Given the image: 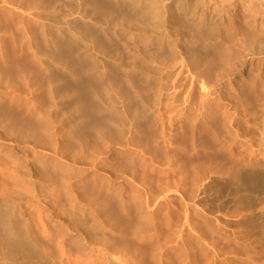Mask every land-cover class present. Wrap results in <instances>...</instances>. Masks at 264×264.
Listing matches in <instances>:
<instances>
[{"label": "bare ground", "instance_id": "bare-ground-1", "mask_svg": "<svg viewBox=\"0 0 264 264\" xmlns=\"http://www.w3.org/2000/svg\"><path fill=\"white\" fill-rule=\"evenodd\" d=\"M242 1L248 2L247 11L226 15ZM259 18L264 20V0H0V75L7 68L6 76L13 71L22 80L33 77L28 75L31 65L28 74L17 65L20 61L15 60L20 69L14 62V68L8 67L15 57L30 54L42 66L33 72L51 81L49 92L54 94L56 78L63 88L56 96L71 104L66 110L57 108L65 123L62 131L57 130L58 124L54 134L53 130L47 133L55 138L53 148L37 139L31 142V137L23 141L30 152L40 155L38 163L32 164L36 174L31 177L37 176L42 187L49 189L48 196L40 191L28 192L30 197L24 198L31 184L26 187L23 182L30 178L20 176L18 161L14 163L17 168L4 163L6 152L0 156V264H264V214L256 209L263 204L257 202L264 193V27ZM202 36H208L205 44L210 49H223L221 42H228L220 54L228 55V64L223 59L216 63L215 56L209 59L208 52L204 57L190 46L195 37ZM242 50L249 61L241 58ZM132 76L142 90H152L153 98L148 96L152 101L134 84V78V83L129 81ZM115 79L129 85L133 95L127 94L137 106L127 107L128 100L125 106L127 95L119 92L120 108L103 107L107 101L103 95L118 91ZM43 81H39L41 86ZM17 87L8 90V97L18 100L17 120L11 121L19 124L10 127L7 123V128L20 124L23 129L25 124L30 129L46 124L52 128L54 105L47 109L50 113L41 110L38 104L47 103L42 95L38 103L36 94L28 95L35 90L25 89V95ZM45 87H41L43 92ZM6 89L2 88V95ZM238 98H242L239 103ZM15 102H9L11 108H16ZM115 111L125 116L127 124H120L125 118L119 115L115 123ZM150 117L159 125L157 133L152 129L156 134L149 126L147 130L140 127ZM0 118L3 128L7 117ZM185 122L193 130L190 133L188 128L193 135L191 148L186 143L189 154L179 147L174 134L179 131V127L174 130L176 125L181 128ZM216 122L224 129L222 136H218ZM203 126L212 127L215 134L205 143L199 142L206 136L199 135ZM43 131V136L50 137ZM68 132L77 137L72 135L78 145L71 144L72 138L68 141ZM88 139L96 146L89 147ZM4 149L10 152L12 148L6 144ZM48 162L56 168L52 174L41 169ZM79 165H84L85 174L76 179L69 174V180L59 182L64 177L61 168L76 171ZM219 182L247 191L242 192L243 204L233 206L236 211L224 205V200L219 203V196L223 199L217 192Z\"/></svg>", "mask_w": 264, "mask_h": 264}, {"label": "rangeland", "instance_id": "rangeland-1", "mask_svg": "<svg viewBox=\"0 0 264 264\" xmlns=\"http://www.w3.org/2000/svg\"><path fill=\"white\" fill-rule=\"evenodd\" d=\"M240 4H241V5H240ZM244 4H245V5H244ZM238 6H239V7H238ZM231 9H232V10H231ZM233 9H234V10H233ZM238 9H239V10H242V9L244 10V9H245V10L247 11V10L249 9V7H248V2H244V1H242V3H238V4L236 5V7L230 8L229 12L226 11L225 13H226V15H229V14L232 15V14H233L235 11H237ZM243 10H242V11H243ZM245 10H244V11H245ZM61 17H62V18H61ZM60 18L63 19V16H62L61 14H60ZM258 20H260V21H259V25L262 23L261 25H263V27H264V24H263V23H264V22H263L264 20L262 21V18H259ZM254 29H255V27H254ZM255 30H256V29H255ZM257 30H258V28H257ZM205 37L208 38V36H202L203 39H202L201 37H195V39L193 40V42L190 43V46H191L192 48H195V49L198 51V53H200V54H201L202 56H204V57H206V56H205V55H206L205 53H207V52H208L207 54L211 55V56L207 55V57H208L209 59H212V58L215 56L212 60H214V62L216 61V63H220L221 61L224 60V61H227L226 63L228 64V62H229L228 55H226V54L220 55V54L223 52L224 47L227 48L226 46L228 45V44H227L228 42H227V41H224L223 43L221 42V45H222L223 49H222L221 47H218V48H211V49H210V47H208V46L206 45V44H207V41H210V40H209V38H208V39H207V38L205 39ZM196 40H199V41H196ZM203 40H205L206 42H204ZM211 41H213V40H211ZM198 42H199V43H198ZM218 42H219V41H218ZM200 43H201V44H200ZM205 43H206V44H205ZM225 43H226V44H225ZM198 44H199V45H198ZM219 44H220V43H219ZM8 45H10V46H7V49H10V50H8V53H9V55L11 56V55H13V54H11V53H13V52H12L13 49L11 48L12 45H11V44H8ZM203 45H204V46H203ZM221 45H220V46H221ZM225 45H226V46H225ZM8 47H10V48H8ZM206 47L209 48V49H207ZM205 48H206V49H205ZM11 49H12V51H11ZM214 49H215V50H214ZM218 49H219L220 51H219ZM237 50H238V49H237ZM237 50H236V53H237ZM205 51H206V52H205ZM209 51H210L213 55H212ZM212 51H213V52H212ZM216 51H218V54H219L220 56L217 54ZM221 51H222V52H221ZM10 52H11V53H10ZM204 52H205V53H204ZM245 52H246L245 50H242L243 56H242L241 58H243V59H247V60H248L249 57H248V55H245ZM202 53H203L204 55H203ZM215 54H216V55H215ZM27 55H28V56H27ZM27 55L25 56V57L27 58V60H26L25 57L22 58L23 55H22V56H18V57L12 56V57H15V58L13 59L14 61L11 60L12 63L10 62V63L8 64V67H9L10 64L12 65L13 62H14L15 65H16V61H18V62L20 61V63L17 64V65H20L19 67H21V70L24 69L25 73H27V74L29 73V72H26V69H29V68H30V69H29L28 71H30V70L33 69V71L38 72L37 69H39V67L41 66V65H39L38 60H37V62H36V59H35L34 57H33V59H32V58H31L32 56H31L30 54H27ZM29 55H30L31 57H29ZM244 55H245V56H244ZM216 56H219V58L216 57ZM229 56H230V55H229ZM19 57L22 58V59L24 60V62H23V60L21 61V59L19 60ZM28 57H29L30 61H29ZM246 57H247V58H246ZM10 58H11V57H10ZM17 58H18V59H17ZM224 58H225V59H224ZM227 58H228V60H226ZM218 59H219V60H218ZM222 59H223V60H222ZM15 60H16V61H15ZM32 60H34L35 63H32ZM249 60H250V59H249ZM249 60H248V61H249ZM25 61H26V62H25ZM28 61L31 62V63H28L27 66H26V65H23V64L27 63ZM256 61H257V60H256ZM256 61H255V63H256ZM18 62H17V63H18ZM36 63H38V64H37L38 67L36 66ZM21 64H22V65H21ZM34 64H35V65H34ZM43 64H44V63H43ZM45 64H48V63H45ZM45 64H44L43 66H45ZM11 65H10V67H13V68H14V64H13L12 66H11ZM17 65H16V67H17ZM29 65H31V67L28 68ZM32 65H33L34 67H33ZM25 66H26L27 68H26ZM255 66H256L255 68L257 69V68H258L257 64H256ZM16 67H15V69H16ZM19 67H17V70H18ZM22 67H23V69H22ZM41 67H42V66H41ZM31 68H32V69H31ZM34 68H36V70H35ZM19 69H20V68H19ZM258 69H259V68H258ZM4 70H5V69H4ZM21 70H19V73L22 72ZM6 71H7V68H6V70L4 71V74H3L4 77H3L2 75H0V78H2V79H0V83L2 84V85H0V86H1V87H0V103H1L0 106H1V105L3 106V109H2V106L0 107V108H1V109H0V113H1L2 115H4L5 117H7V118H6L7 121L5 120L6 126L4 125L3 128L0 127V133L2 134V135L0 134V144H1V146H2V147L0 148V150H1V151H0V152H1V153H0V156H1V154L3 155V154H6V153H7V155H4V157L7 156V157H6L7 159H6V161H5L4 163H6V165H7L9 168H11V167H16V166L19 167V169H17L18 172H19V174H20L21 170H22L23 174H25L24 171H23V169H24V170L26 169V173H27L26 175H27V176H26V175H22V172H21L20 176H22L23 178H24V177H26V178H27V177L30 178L29 181H24L23 184L26 183V184H24L25 186H26L27 184H29V185L31 184V185H30V187H28L29 185L26 186V187H28L30 190L27 189V188L24 186V189L26 188V189L28 190L27 192L25 191L26 189L24 190V192H23V196H24V198L30 197V195H32V194L35 193V192H36V193L39 192V194H41L40 191H42V193H43L44 196H45V195L48 196V190H49V189H48L47 187H46V188L42 187V185L40 184V180H38L39 178H38V179L36 178L37 176H35V177H31V175H35V174H36V173H34V172L32 171V170H33L32 164H33V163H36V164L38 163V161L40 160V159H38V158L40 157V155H35L36 153H35V152H32V150H31V152H30V149H27L28 147L26 148V144H25V142H24V144H23V141H25V140H30V137H31V142H35V140L37 139L36 142H38V143H40V144H43V145L47 144L48 146H47V145H45V146H47V147H49V148H53V147H54V143H51V142H53L55 138H53L54 136L52 135V138H53V139H52V138H51V135H50V134H47V133H51V131L53 130L51 134H54V132H55L54 130L57 129L58 127H60V128H58L57 130H58V131L61 130V126H62L65 122H63L64 120H63V118H62V116H61V114H60V112H61L62 110L59 112V110H60L59 108L63 106L62 108L64 109V107H65L64 110H66L67 107H68L69 105H70V107H71V104H70V103H67V102L62 103L63 101H61L60 98H58L59 96H58V97L56 96L57 94L60 95V93H61V91H62V90L59 91V89H63L61 83H60V85H58V83H59L60 81L57 80V81H56L57 83L55 82L56 78L53 80L54 85H56V86L54 87L53 84H52V87H53L54 89L51 88V87H50V88L53 89V90L55 91L54 94H55L56 92H57V93H56L55 95H54V94L52 95L53 91H52V93L49 92V90H50V89H49V86H51V84H50L49 82H51V81H48L47 78L44 79V81H43V80L41 79V78H43V77H40V73L38 74V73H35V72L31 71L33 74L30 72L31 74H28V75H29V76L32 75L33 77H28V76H27V77L25 78L26 81H24L25 79L22 80V79L19 78V77L17 78V77H16V74H15V76H14V73H12L13 71H11V74H9V73L7 72V75H8V76H6ZM34 73H35L36 75H37V74H38V75H37L36 77H34V76H35ZM20 74H21V73H20ZM22 74H24V73L22 72ZM9 75H10V76H9ZM11 76H14V77H11ZM6 77H8L9 79L6 78ZM37 77H39V78L37 79V81H38L39 79H41V80L43 81V83H42L43 85H42V86H44V87H45L44 82L46 81L45 83H46V86L48 87V89H47V87H45V89H47L48 92H47L46 90H45V92H43L44 89L41 88L42 86H41V83H40V82H42V81L39 80L40 82H39V81L37 82V81L35 80V78H37ZM16 78H17V79H16ZM27 78H28V79H27ZM32 78H34V80H35L34 82H33V81L31 82L30 79H32ZM132 78H134V79H135L134 82H137V83H134V82H133L134 79H132ZM10 79H11V80H10ZM13 79H15V80H13ZM18 79H20V81H21V80H22V81L20 82ZM9 80H10V81H9ZM16 80H17V81H16ZM28 80H30L29 83L27 82ZM131 80H132V82H133L134 84H136L139 88L142 87L141 84H140V85L138 84V81H137V79H136L134 76H132V77L129 78V81H130V82H131ZM5 81H6V82H5ZM11 81H14V82H15V81H16V82H20V84L15 85L16 82L14 83V82H11ZM47 81H48V83H47ZM115 81H116V79L114 80V82H115ZM23 82H25V84H26V82H27V84L25 85ZM36 82L38 83V85H37ZM118 82H119V83H118ZM118 82H115V84L118 83L119 86L121 85V86H123L124 88H125V86H126L128 89L125 88V89H126V90H125L123 87L121 88V86H120V87H116V86H118V84H117L116 86L114 85V86H115V89L118 88V89H117V90H118L117 93H113V91H112L111 93H109V95H108V94L103 95V97L105 96V99H106L107 101H110V102H107V101L105 102V99H103L104 101L101 100L100 103H99V105H102V104L105 102V103L103 104V107L106 106L107 104H108V105H109V104H110V105H111V104H112V105L114 104L113 106H108V107L120 108V107H121V103L119 102V97H118L119 94H118V93L121 92L120 94H124V93H125V94H124L125 97H126V95H127V97H128V98L126 97L127 99L125 98L126 100L124 99V104L127 103V100H128V103L130 102L129 104L127 103L128 106H127V104H126L125 106L129 107V105H130L131 107H129V108H133V107L137 106V101H136L132 96H129V95H133V92L130 90L129 85L127 86V85L125 84V86H124L123 82L121 83L119 80H118ZM4 83H8V85H7V84H4ZM21 83H23V85H22ZM30 83H33V84L30 85ZM39 84H40L41 87H39ZM48 84H49V86H48ZM113 84H114V83H113ZM6 85H7V86H6ZM19 85L21 86V87H20V91L22 90L21 93H22V94H25V95L28 94L27 91H26L25 89L29 88V85H30V89H27V90H32V89H33V90H35V92L32 93L31 95H30V94H28V95H29V96H33V97H34L35 94L38 95V97H37L36 95H35V97H34V98H37V99L39 98V99H38L39 101L37 100L38 103L40 102L41 98H43V97L46 98V99H44V98L42 99V100H46V102H47L46 104H45V101H43V102H44L43 104H42V101H41V105H40V103L38 104V106H40L39 108H40L41 110L43 109L44 111H46L48 108L50 109V108L54 105V106L50 109V111H51V115H52V116H53V114L55 115V116H53L52 119H54V117H56V118L54 119L55 121L52 120V119H51L52 121L50 120V121H51V122H50V123H51V126H53L52 128H49V129H48V126L50 127V125H47V124L45 123V124L47 125V126H46V125L44 124L46 127L42 125L41 128H37V129H36V128H31L32 131H31L30 127H28V126H29L28 124H25V125H24V127L26 126V127L24 128L25 131H24V129H23V126H21V124L18 125V126H20V128H19L18 126H16V128L18 127L19 129H18V128L16 129L15 127H14V129H13V127H12V129H10V127L12 126V124L15 123V121H11V118L14 119V120H17V119H15V118H17V116H18V114L16 113V112H17V111H16V110H17V106H18V105H16V104H17V101H18V100L15 99L16 102H15V101H12V100H11V99H12L11 96L8 97V95H9V91H11L12 88H13V89H18L19 87H17V86H19ZM57 85H58L60 88H59ZM262 85H263V86H262ZM262 85H261V88H262V87L264 88V83H263ZM2 86H3V87H2ZM5 86L7 87V89H6V93H3V95H2L1 90H2V88H3V90H5V88H6ZM10 86H12V87H10ZM24 86H25V87H24ZM4 87H5V88H4ZM22 87H23L24 89H22ZM26 87H27V88H26ZM56 87H57L58 91H57ZM9 88H10V89H9ZM31 88H32V89H31ZM119 88H120V90H119ZM143 88H144V87H142L140 90L143 92L144 95L146 94L145 96L147 97V100L149 101V99L153 98V96H154L153 93H152V90H151L150 88H149V89L146 88V89H144V90H147V89H148V91L145 92L144 90H142ZM197 88H198V89H197V92H199V91H200V90H199V86H198ZM263 88H262V90H264ZM100 89H102V87H101ZM115 89H113V90L116 92ZM121 89H122V90H121ZM8 90H9V91H8ZM24 90L26 91V93H25V92L23 93ZM123 90H125V91L130 90V93H129V92H123ZM150 90H151V91H150ZM36 91H37L39 94H38ZM28 92L30 93V91H28ZM131 92H132V93H131ZM147 92H148V94H147ZM44 93H45V94H44ZM49 93H50V94H49ZM127 93H128L129 95H128ZM150 93H151V94H150ZM43 94H44V96H43ZM110 94H111V95H110ZM114 94H117V95H116L117 98H116V96H114ZM149 94H150V95H149ZM10 95H11V94H10ZM40 95H42V97H41ZM47 95H49V96H47ZM50 95H52V96H56V98H55V97H52V96H50ZM106 95L108 96V98H106V97H107ZM124 95H123V96H124ZM1 96L5 97V99L2 97V100H1ZM121 96H122V95H121ZM148 96H152V97H151V98H150V97L148 98ZM261 96H264V94H262ZM40 97H41V98H40ZM49 97H50L51 99H50ZM109 97H110V98H109ZM129 97H131V98H129ZM3 99H4V100H3ZM48 99H49V101H51V100H52V101L48 103ZM57 99H58V100H57ZM110 99H111L112 101H111ZM113 99H114V101H113ZM115 99H116V100H115ZM133 99H134V100H133ZM241 99H242V98H241ZM241 99L238 98V100H237L238 103L241 101ZM13 100H14V99H13ZM54 100H55V101H54ZM129 100H130V101H129ZM239 100H240V101H239ZM2 101H4L5 104H6V101H7V102H8V103L6 104L7 106H5L4 102H2ZM53 101H54L55 103H56V101H57V103L55 104ZM58 101H60V102L62 103V105H61V104H58V103H59ZM115 101H116V102H115ZM117 101H118L119 104L117 103ZM135 101H136V102H135ZM150 101H152V99H151ZM9 102H15V103H13V105H14V106L16 105V108H14V107L11 108L12 104H9ZM101 102H102V103H101ZM132 102H133V103L135 102L134 106H133V103H132ZM51 103H52V104H51ZM53 103H54V104H53ZM115 103H116V104H115ZM44 104H45L47 107H46ZM47 104H48V105H51V106L48 107ZM64 104H65V105H64ZM96 104H97V103H96ZM105 104H106V105H105ZM10 105H11V106H10ZM42 105H44V106L41 107ZM55 105H57V106H55ZM59 105H60V107H58ZM4 106H5L6 108H5ZM241 106L243 107L242 104H241ZM44 108H45L46 110H45ZM53 108H54V112H55L57 115H56L55 113H53V110H52ZM57 108H58L59 110H58ZM62 108H61V109H62ZM12 109H13L14 111H13ZM5 110H6V111H5ZM56 110H57V111H56ZM1 111H2V112H1ZM4 111H5L6 113H8V111H9V114L4 113ZM15 111H16V112H15ZM44 111H43L42 113H45ZM47 111H48V110H47ZM48 112H49V111H48ZM58 112H59V113H58ZM14 113H16V114H14ZM18 113H20V112H18ZM46 113H47V112H46ZM49 113H50V112H49ZM63 113H65V112H63ZM63 113H62V115H63ZM116 113H118V114H116ZM2 115H0V117H2ZM7 115H8V116L10 115L11 117L9 118ZM15 115H17V116H15ZM113 115L116 116V117H118V118H115ZM113 115H112V116H113L115 119H114L113 117H112V118H113V120H115V123H116V124H118V122L120 121L119 116L125 118L124 115H121V112H120V111H118V112H116V111L113 112ZM118 115H119V116H118ZM57 116H58L60 119H57V118H58ZM61 118H62V119H61ZM0 119H1V118H0ZM116 119H117V122H116ZM121 119H122V118H121ZM147 119H148V118H147ZM150 119H151V117L149 118L148 121L145 122V124L143 123L142 125H140V127L142 128V126H143V128H144L145 130H147L146 128H148V126H149L150 128H148V129H151V131L155 130V132L157 133V132H158V129H157V128H158L159 125H158V123L156 124V122H155V121H156L155 118H152V120H150ZM153 119H154L155 121H154ZM9 120L11 121V122H10L11 124L9 123ZM56 120L58 121V123L55 124V127H54V123H56ZM59 120H60V121H59ZM118 120H119V121H118ZM126 120H127L126 118H125V121L122 120V123H121V121H120V124H123V125H124V124H127L128 121L126 122ZM53 121H54V122H53ZM150 121H151V123H150ZM152 121H153V122H152ZM52 122H53V123H52ZM60 122H61V124H60ZM124 122H126V123H124ZM148 122H149L150 125H147ZM7 123H8V125L10 126V127L8 126L9 128H7ZM62 123H63V124H62ZM15 124L17 125V124H19V123L17 122V123H15ZM58 124H59V126H58ZM218 124H219V125H218ZM27 125H28V126H27ZM56 125H57L58 127H57ZM153 125H154V126H153ZM156 125H158V126H156ZM217 125H218V126H217ZM14 126H15V125H14ZM64 126H65V125H64ZM145 126H146V128H145ZM184 126H185V127L187 126V127L185 128ZM215 126H217V127L220 126V129L218 128V133H219L218 136H220V133H221V132L223 133V132H224V129H223L222 125H221L219 122H216ZM43 127H44L45 129H44ZM56 127H57V128H56ZM62 127H63V126H62ZM65 127H66V126H65ZM152 127H153V128H152ZM155 127H157V128H155ZM178 127H179V128H178ZM217 127H216V128H217ZM4 128H5V129H4ZM6 128H7V129H6ZM21 128H22V130H23L24 132H23L22 130H20ZM27 128H29L28 130L30 131V134H29ZM143 128H142V129H143ZM176 128H178L179 131H176V130H177ZM188 128L190 129L191 127H190V125H189L188 123H186V122L184 123V125H183L181 128H180L179 124H177L176 127L174 128V130L176 129V130H175L176 132L174 131V134H175V140L178 141V145H179V147H182V149L185 150L186 153L190 151V149L188 150V148H191V145H190V144L192 143V141H191L192 139H191V138L193 137V135L190 134V133H192V131H193L192 128L190 129V130H191L190 133H189L190 130H189ZM201 128H203V129H201ZM201 128L199 129V132H200L202 135L198 132L199 135H200V138L203 137V136H205V135H206V136H205V139H204V137H203L204 140H203V139H202V140L199 139V142H201V141L204 142V143H205V142H209V141L211 140L212 136L215 135V134L213 133V132H214V129H213L212 127H210V126H208V128H207V126H206V127L203 126V127H201ZM211 128H212L213 130H212ZM8 129H9V130H8ZM15 129H16V130H15ZM43 129H44V131H45L46 133L43 131ZM152 129H153V130H152ZM221 129H222L223 131H222ZM13 130H14V131H13ZM19 130H20V132H19L20 135L18 134V131H19ZM36 130L38 131V133H37ZM40 130H42L44 134H47L46 136H49V135H50V137H47V138H46L45 136H43L42 131L40 132V133L42 134V135H41V134L39 133ZM57 130H56V132H58ZM62 130H63V129H62ZM62 130H61V131H62ZM184 130H186V131H184ZM204 130H205V131H204ZM207 130H208V131L210 130V131L208 132ZM220 130H221V132H220ZM10 131H11V133H10ZM12 131H13V133H12ZM21 131H22L23 133H22ZM35 131H36V132H35ZM49 131H50V132H49ZM211 131H212V132H211ZM216 131H217V129H216ZM26 132H27V133H26ZM155 132L153 131V133H155ZM180 132H182L183 136H181L182 134H181ZM184 132H185L186 134H185ZM35 133H36V135H40V136H39V137L36 136L37 138H35ZM110 133H111V134L113 133L112 137L114 138V137H115L114 132H110ZM156 133H155V134H156ZM204 133H206V134H204ZM209 133H210V135H208ZM211 133H212V136H211ZM222 133H221V136H222ZM16 134H17V135H16ZM27 134H29V135H27ZM68 134H69V132H68ZM213 134H214V135H213ZM22 135L27 136L28 139H26V137H24V139H23V138L21 139V137L19 138V136H22ZM72 135H74V134L71 133V134L68 135V136L70 137V138L68 137V138H69L68 141H70L71 138L73 139L74 137H76L75 135H74V137H72ZM152 135H153V134H152ZM152 135H151V136H152ZM17 136H18V137H17ZM41 136H42L43 138H42ZM156 136H157V135H156ZM207 136H208V137H207ZM1 137H2V138H1ZM44 137L46 138V140L44 139ZM178 137H179L181 140H180ZM188 137H189V138H188ZM210 137H211V138H210ZM6 138H7V139H6ZM11 138H12V139H11ZM14 138H15V139H14ZM49 138H50V139H49ZM76 138H77V137H76ZM76 138L73 139L74 142H73L72 139H71V141H70V142H72L71 144L74 143V145H75V143H76L75 141H76V140L79 141V140L76 139ZM151 138H153V136H152ZM185 138H186V140H185ZM19 139H21V141H20ZM33 139H35V140L33 141ZM48 139L50 140V143H48V142H49ZM89 139H90V138H89ZM89 139H88L87 142H89V143H91V144L88 145V143H87V145H88L89 147H92V145L94 144V143L92 142V141H93L92 139H94V138L90 139V140H92L91 142L89 141ZM155 139H156V138L154 137V141H155ZM183 139H184V141H182ZM188 139H189V141H191L190 143H189V141H187ZM190 139H191V140H190ZM6 140H7V141H6ZM15 140H16V141H15ZM17 140H18V142H17ZM47 140H48V142H47ZM95 140L97 141V139H94V142H95ZM152 140H153V139H152ZM179 140H180V142H179ZM205 140H207V141H205ZM12 141H14V142H12ZM7 142H8V143H7ZM9 142H10V143H9ZM46 142H47V143H46ZM99 142H100V141H99ZM99 142L97 141V143H99ZM187 142H188V143H187ZM3 143H4V144H3ZM44 143H45V144H44ZM95 143H96V142H95ZM176 143H177V142H176ZM180 143H181V144H180ZM184 143H185V144H184ZM186 143L189 144V147H188V145H187ZM204 143H203V144H204ZM6 144H9V146L12 148L11 151L13 150V151H12L13 153H12L11 151L9 152L8 150L4 149V146H5ZM12 144H13V146H12ZM52 144H53V146H52ZM76 144H77V143H76ZM15 145H16V146H15ZM77 145H78V144H77ZM77 145H76V146H77ZM94 145H95V144H94ZM94 145H93V146H94ZM183 145H186V146H183ZM23 146H24L25 148H24ZM95 146H96V145H95ZM22 147H23V148H22ZM186 147H188V148H186ZM17 148H19V149L17 150ZM21 148H22V149H21ZM14 149H15V151H14ZM3 150H5L4 153H3ZM16 150H17V151H16ZM25 150L27 151L26 153H25ZM18 151H19V152H18ZM20 151H21V152H20ZM5 152H6V153H5ZM29 152H30L31 154H29ZM190 152H191V151H190ZM190 152H189V153H190ZM23 153H24V154H23ZM27 153H28V156H29V157H27ZM33 153H35V154H33ZM189 153H187V154H189ZM11 154H12V155H11ZM14 154H16V155L19 157L20 161H19V159H17L16 157H14ZM8 155H9V156H8ZM32 155H33L34 157H33ZM12 156H13L14 158H13ZM20 156H21V158H20ZM35 156H36V157H35ZM38 156H39V157H38ZM2 157H3V156H2ZM4 157H3V159H4ZM8 157H9V158H8ZM23 157H24V159H23ZM32 157H33V158H32ZM28 158H29V159H28ZM85 158H86V157H85ZM11 159H12V160H15V161H13V163H12ZM16 159H17V160H16ZM22 159H23V160H22ZM25 159H26V160H25ZM32 159H33V160L35 159L36 162H35V161L32 162ZM36 159H37V160H36ZM83 159H84V158H82L81 160H82V161H86V160H83ZM86 159H87V162H88V161H89L88 156H87ZM29 160H30L32 163H30ZM17 161H18V162H17ZM24 161H25V162H24ZM15 162H17V163H19V164H17V165L15 166V164H14ZM27 162H28L29 164H28ZM11 164H12V166L10 167ZM13 164H14V166H13ZM20 164H22V166H21ZM23 164H24V165H23ZM26 164H27V165H26ZM30 164H31V166H29ZM46 164H47V163H46ZM46 164H44V165L41 167V169H43V171H44L45 174L47 173V171H48V173H51V174H52L53 171H51V170H54V169L56 170V168L54 167V165H53L51 162H50V163L48 162L47 165H46ZM18 165H20V166H18ZM33 166H34V165H33ZM44 166H45V169H44ZM47 166H48V167H47ZM79 166H80L79 168H76V171L74 170L75 168H73L72 170H71V168H69V171H68L69 173L67 172V169H68L67 166H64V168H61V170H59V172H62L61 174H64V177L61 178V179H59L60 181H59V180H58V181H59L60 183H64L65 181L69 180V179H70L69 174H70V176H71L72 179H76V177L80 178L83 174H85L84 171L87 172V170H86L85 168H83L84 165H79ZM17 167H16V168H17ZM20 167L22 168L21 170H20ZM24 167H27V168H24ZM29 167H30V168H29ZM66 167H67V168H66ZM50 168H51V169H50ZM53 168H54V169H53ZM27 169H28V170L31 169V171H30V170L28 171ZM47 169H48V170H47ZM83 169H84V171H82ZM45 170H46V171H45ZM49 170H50V171H49ZM64 170H65V171H64ZM74 171H75V172H74ZM77 171H80L82 174H81L80 172H77ZM31 172H32V173H31ZM66 172L68 173V177L65 176V175L67 174ZM70 172H71V173H70ZM73 172H74L75 174H74ZM76 172H77V174H78L79 176L76 174ZM28 173H31V174H28ZM48 173H47V174H48ZM65 173H66V174H65ZM72 173L74 174V176H73ZM79 173H80V174H79ZM29 176H30V177H29ZM31 178H32V179H31ZM67 178H68V179H67ZM34 179H35V180H34ZM36 179H37V180H36ZM36 181H37V182H36ZM29 182H31V183H29ZM32 182H33L34 184H33ZM38 183H39V186H40V187L37 186ZM220 183H221V184H220ZM218 184H219V185H222V186L224 185V186L222 187V186H219ZM218 184H217L218 186H216V187L218 188V189L216 188V189H217V192L219 191L218 194L220 195V193H221V194L223 195V199L220 198V196H219V199H220V200H219V203L223 204L224 201H225L226 204L224 203V205H227V206L229 205V207L231 206L230 208H232L231 211H236V207H237V208L240 207V205L243 204L241 201H242V200L244 201V199H245V196H243L242 194L244 193V195H245V194L247 193V191H245V190H243V189H239V190H237L236 187H234V186H232V185L230 186V184H228V183L225 184V183L219 182ZM225 185H226L227 187H226ZM228 185H229V189H228ZM33 186H34V187H33ZM32 187H33V188H32ZM35 187H38L39 189L37 188V189H38V190H37ZM233 187H234V188H233ZM34 188H35L37 191H36ZM41 188H42V189H41ZM219 188H220L221 190H220ZM230 188H231V189H230ZM31 189H33L34 191H32ZM44 189H47V190H46L47 192L44 191ZM227 189H228V190H227ZM224 190H225V191H224ZM233 190H234V192H235V195H234V193H233ZM222 191H224V193H222ZM227 191H229V192H227ZM236 191L238 192V197H237V193H236ZM239 191H240V192H239ZM28 192H29V193L32 192V193L29 195ZM225 192H226V193H225ZM242 192H243V193H242ZM24 193H25V195H24ZM45 193H46V194H45ZM230 193H232V194H230ZM27 194H28V196L25 197ZM224 194H225V195H224ZM228 194H229V195H228ZM256 194H257V193H256ZM263 194H264V193H263ZM263 194H262V197H261L262 199L260 198V200L257 202V203H263V204H261L262 206H261L260 204H258V205L261 206V207L264 206V199H263V198H264V195H263ZM226 195H227V196H226ZM230 195H231V196H230ZM233 195H234V196H233ZM239 195H241L242 198H240ZM224 196H225V197H224ZM49 197H50V196H49ZM49 197H48V198H49ZM243 197H244V199H243ZM44 198H45V197H44ZM237 198H238V201H236ZM234 199H235L236 202L234 201ZM45 200H48V199L45 198ZM223 200H224V201H223ZM261 200H263V201H261ZM237 202H239V203H237ZM51 203H52V206H55V204H56V203L53 204L54 201H52ZM257 203H256V204H257ZM237 204H238L239 206H238ZM258 205H256V209H257V210H261V209H262V210H261V211H257V213H258V212H261V214H260V213H258V214H260V215L262 216V214H264V213H262V212H264V211H263V208L258 207ZM233 206H236V207H233ZM234 208H235V209H234ZM233 209H234V210H233ZM260 215H258V216H260ZM262 218H263V220H264V216H262Z\"/></svg>", "mask_w": 264, "mask_h": 264}]
</instances>
